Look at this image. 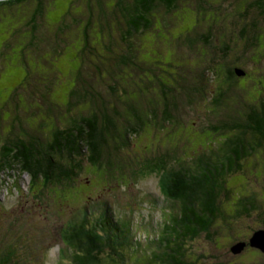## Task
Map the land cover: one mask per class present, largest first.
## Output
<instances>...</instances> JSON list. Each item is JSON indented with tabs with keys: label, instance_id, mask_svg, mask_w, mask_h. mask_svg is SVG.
I'll use <instances>...</instances> for the list:
<instances>
[{
	"label": "trees",
	"instance_id": "16d2710c",
	"mask_svg": "<svg viewBox=\"0 0 264 264\" xmlns=\"http://www.w3.org/2000/svg\"><path fill=\"white\" fill-rule=\"evenodd\" d=\"M180 1L117 0L116 7L110 10L102 1H97L100 25L90 33L94 9L92 1L87 0L86 5L92 10L89 21L79 25L80 34L84 39L83 45L92 46L88 56L94 66L90 69L91 72L94 70L105 90L88 81L93 72L82 71L85 56L78 47L71 75H64L63 81L66 80L67 84L62 89L65 99L62 106L56 102L60 83L56 75L60 70L54 67L52 57L58 59L63 45L67 44L69 27L59 25L69 12L53 22L50 29L45 25L51 9L46 0H0L2 13L6 12L4 7L17 8V4L31 3L28 10L18 9L10 15L14 20V32L21 35L20 53L22 57L30 52L44 56L42 59L50 69L49 74L42 72L32 75L33 78L26 75L7 101H0V107L7 108L9 118L2 116L4 113L0 110V174L18 171L21 175L28 173L37 184L42 181L45 187L66 186L74 184L75 176L83 169L81 157L88 158L95 167L105 162L110 167L113 165L110 157L117 160L116 154L121 161L131 162L133 157L117 150L126 146L129 136L145 132L149 124L158 126L161 122L164 126L178 120L174 109L179 105L180 96L175 94L176 84L167 82L170 79L166 74L174 77V72L185 67L190 72L186 76L191 81L194 79L192 74L202 79L207 73L213 76L211 84L215 86L211 87L209 95L204 93L201 102L207 107L213 104L211 108L218 113L219 120L211 125L219 135L217 151L198 156L193 154L189 161L174 159L177 164L171 166L170 172L164 174L158 171L160 189L168 197L170 207L175 206L176 211L167 208L168 214H165L162 225L156 227V233L145 230L144 238L129 218L125 221L114 219L109 206L96 220L85 213L63 233V243L71 252L66 264H203L202 258L205 257L195 252V242L201 237L223 236L222 230L218 233L223 226L221 222L228 224L227 229L231 230L232 220L250 215L257 208L253 190L248 185L238 189L230 186L228 177L236 172L248 174L250 170H255L258 165L249 163L250 167H247V161L257 152L264 153V100L261 105L243 101L239 81L247 73L240 75L236 70L241 68L246 71L241 64L247 60L248 55L244 60L247 52H250L251 58L262 53L258 50L264 33V0H245L244 5L237 0H189L196 2V7L187 9H180ZM50 3H55V0ZM156 9L165 15L159 17L161 21L175 9L185 15L193 11L194 21L179 27L173 35L170 34L172 29H169L171 22H159V26L164 23L161 26L172 37L170 48L164 47L162 51L171 50L173 58L161 61L163 65L159 67V76L150 81L146 80L150 68L141 59L139 43L134 46L132 38L134 33H145L154 26ZM110 13H118L123 18L117 19L119 25L124 22L118 26L119 37L115 36ZM3 17L0 14V18ZM172 23L177 26L179 21ZM238 38L243 39L241 44ZM190 54H195V59H191ZM132 69L139 72L137 79L140 82L129 76L134 73ZM179 76L181 73L174 78ZM185 86L188 93L189 90L193 92L189 94L193 103L200 93L195 94L196 89H188L189 84ZM68 88L70 91L67 93ZM143 88L150 92V99L145 98ZM152 88H156V92H152ZM30 90L31 93H38L40 100L27 108L19 96L22 93L31 96ZM38 108L46 113L33 121L30 117L33 118ZM217 108L225 113L221 116ZM44 128L48 131H42ZM38 132L43 133V137ZM165 149H160L159 155H144L141 168L168 170V160L173 156ZM263 169L264 165L258 171ZM227 219H231L230 222ZM249 238L242 240L238 237L237 241L248 242ZM7 244L6 247L0 244V264H33L27 255L30 250L27 240L21 244L22 248L14 242ZM247 247L250 245L245 249ZM62 251L63 247L59 249V252Z\"/></svg>",
	"mask_w": 264,
	"mask_h": 264
},
{
	"label": "rangeland",
	"instance_id": "374dc122",
	"mask_svg": "<svg viewBox=\"0 0 264 264\" xmlns=\"http://www.w3.org/2000/svg\"><path fill=\"white\" fill-rule=\"evenodd\" d=\"M51 1L46 0L50 4L48 7L51 8L47 16L49 20L45 24L48 28H53V22L61 19L65 12H69L66 13L67 15L59 25L69 27L66 32L67 44L63 45L62 53L58 59L56 56H54V58L56 57L55 59L52 57L54 67L60 70V73L58 72L56 75L60 81L58 84L59 89L57 88L56 102L64 106L65 99L63 98L64 91L62 89L67 84L65 83L67 81H63V79L65 73L70 74V71L73 70V66L76 64L74 57L78 52V47H81L79 51L84 54V60L86 61H83L82 71L90 70V73L93 72L92 77L88 74L90 76L88 81L101 90H105V87L98 76H96L94 70L91 72L90 68L93 62L89 60L88 54L91 52L92 46H84V39L81 38L80 34L81 26L79 25H83L89 21L91 8L86 5L87 0H55L53 4L50 3ZM90 1H92V9H94V18L90 26L91 33L98 29L97 27L100 25L98 21L100 13L97 10L99 9L97 1H102V4L110 10L116 7L117 0ZM129 1L132 2V0ZM237 1L244 5L245 0ZM28 6L31 8V3L24 2L23 4H17V8L12 7L8 9L4 7L6 12H0L4 16L0 18V101L2 102L7 101L16 85L26 75L28 78L29 76L33 78L34 76L32 75H39L42 72L50 73V69L42 59L44 56L30 52L22 57L20 53V47H22V44H19L21 35L14 32V20L10 15L18 9L24 11L26 8L28 10ZM179 7L180 9L185 7L186 9L188 7L195 8L196 2L181 0ZM192 10L197 11L195 9ZM173 12L174 14H172ZM173 12L170 15L166 14V19L163 18L162 20L163 22L164 20L168 23L171 22L169 27V29H172L170 30L171 35H173V32H177L179 27H183L184 24L193 23L194 21L192 16L193 11H190L187 15L183 11H179V9H175ZM117 14L110 13V18L112 24L115 26V36L119 37L118 26L123 25L124 22L122 21L120 25L117 23V19L123 20L122 16ZM162 14L163 11L156 9L154 26L145 33H134L132 38L134 46L139 43L138 48L141 47L140 49H142L141 59L150 68L146 74V80L150 81L157 79L156 77L159 76L157 74L159 67L162 68L163 65L160 62L171 61L173 58L171 50L172 54L169 51H162L164 47L170 48V39H172L171 35H168L167 30L161 26L164 23L159 26V22H162L159 17L165 16ZM171 20L175 22L179 21V23L177 26H174L176 23H172L173 21ZM238 39V43L241 44L243 39ZM258 51L262 53L255 58L249 57L250 52L244 55V60L246 55L248 57L241 66L246 69L245 72L247 74L240 79L239 83L242 86L241 94L245 99L243 101H253L255 104L261 105L264 100V33L260 37ZM194 55L190 54V58L195 59ZM131 71L133 72L134 70L132 69ZM188 72L189 70H186L185 67L180 68L178 72H174L176 76L178 73H181L182 78L179 76L177 77L178 79L174 78L176 76L173 77L170 74H166L168 79H170L167 82L176 84L177 92L175 94L180 96L178 100L179 105L174 109V114L178 120L165 123L164 126H162L161 122L158 126L157 124H149L145 132H140L136 136H129V142L126 143V146L117 149L125 156L129 155L130 158L133 157L134 159L132 158L131 162L128 160L121 161V158L116 154L117 160L113 156L110 157L113 165L107 167L106 164L108 163L105 162L103 163L105 165L102 164V166L97 164L98 166L96 167L99 169H96L88 158L81 157L83 169L75 176L74 184L66 186L48 185L45 187L42 185V181H39L38 184L33 182L28 173L22 175L18 171L1 173L0 244L6 247L8 246L7 243L14 242L19 245V248H22L21 244L27 240L28 249H30L27 251V255L33 260V264H60V262L66 264L70 259L71 252L63 243V233L68 230L69 225L78 222L85 213H87L89 218L96 220L98 216L100 217L106 206L111 208L114 219L125 221L124 219L129 218L132 220L130 223H133L134 227L138 226L139 235L142 238L145 237V230L148 233L155 234L156 227L158 228L162 225L165 214H168L167 208L176 211L175 206L170 207L168 197L160 189V174H158V171L167 174V172H170L171 166L177 164V161H174V159L189 161L188 158L193 156V154L198 156L203 153L210 154V152L217 151L219 144V135L215 133V127L211 126L219 120L218 113L211 108L213 104L207 107V105L201 102L204 93L209 95V91L212 90L211 87L215 86L214 83L211 84L213 76L207 73L205 78L202 79L199 75L192 74L194 79L191 81L186 76ZM132 74L128 75L139 81L137 79L139 72L135 70ZM185 84L190 85L188 89H196L195 94L200 93L199 98L195 99L193 103H191L189 97V94L193 92L189 90L190 92L188 93ZM68 89L66 90L67 93L70 91ZM178 89L180 90L178 91ZM204 89H206V92H204ZM151 91L156 92V88H152ZM29 92L31 93V90ZM142 93L146 95V99L151 98V94L147 89L143 88ZM37 94L31 93V96H28L27 93H22L19 97L21 98V102L25 103L27 108H29L30 105H36L37 100H40ZM87 107L88 105L85 107V110ZM38 109L33 118L30 117L31 120L34 121V118L36 120L37 117L46 113L41 112L40 108ZM0 110L4 113L2 116L9 119L7 117V108L2 109L0 107ZM218 111L221 112V116L222 113H225L220 109ZM30 114L31 112L28 111V116ZM61 125L63 124L59 126ZM42 131L48 130L44 128ZM38 133L43 137V133ZM160 149L168 150L173 156V158L168 160V170H157V168L156 170H143L141 168V165H143L141 163L142 157L144 155L146 157L159 155ZM165 150L161 151L166 152ZM249 163L258 165V168L263 167L264 153L257 152L251 157L249 162L247 161V167H250ZM108 168L112 171L117 170V172L111 173ZM258 168L250 170L248 174L236 172L229 175L228 181L230 186L238 189L243 185H248L249 189L253 190V195H255L253 198L256 199L255 204L257 208L252 210L250 215H244L232 220L231 224L233 228L231 230L230 228L227 229L228 224H225L224 221L221 222L223 226L226 225L222 226V229L218 226V233L222 230L223 236L215 234L212 238L201 237L195 242V252L204 255L205 259L202 258L204 263L257 264L264 261V252L256 247L250 246L242 252L235 254L230 250V246L238 240V237L242 240L248 239L254 229H258L264 225V169L259 172ZM244 176L247 178L245 179ZM35 189L36 191H34ZM233 201L231 200V202ZM60 203H65L66 205ZM227 203L230 202L227 201ZM230 220L228 221L230 222ZM62 247L63 255H61L62 252H59V249ZM194 257L191 256L190 258Z\"/></svg>",
	"mask_w": 264,
	"mask_h": 264
},
{
	"label": "water",
	"instance_id": "95a60500",
	"mask_svg": "<svg viewBox=\"0 0 264 264\" xmlns=\"http://www.w3.org/2000/svg\"><path fill=\"white\" fill-rule=\"evenodd\" d=\"M238 74H245V71L241 68H236ZM247 245L256 247L264 252V228L256 229L249 238V241H238L231 246V251L235 253L242 252ZM264 264V261L257 263Z\"/></svg>",
	"mask_w": 264,
	"mask_h": 264
},
{
	"label": "bare ground",
	"instance_id": "6f19581e",
	"mask_svg": "<svg viewBox=\"0 0 264 264\" xmlns=\"http://www.w3.org/2000/svg\"><path fill=\"white\" fill-rule=\"evenodd\" d=\"M64 231H65V230H64ZM64 231H63V232H64ZM64 238H65V237H64Z\"/></svg>",
	"mask_w": 264,
	"mask_h": 264
}]
</instances>
